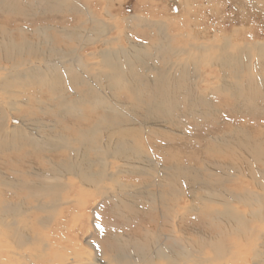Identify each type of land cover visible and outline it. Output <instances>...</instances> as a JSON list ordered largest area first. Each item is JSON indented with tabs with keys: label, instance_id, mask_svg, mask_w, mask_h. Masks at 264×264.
<instances>
[{
	"label": "bare ground",
	"instance_id": "bare-ground-1",
	"mask_svg": "<svg viewBox=\"0 0 264 264\" xmlns=\"http://www.w3.org/2000/svg\"><path fill=\"white\" fill-rule=\"evenodd\" d=\"M44 1L48 2L52 0H41L39 3L44 4ZM54 1L58 2L60 0H53V2ZM98 1L99 0H96V2ZM142 1H146V4H149V6L153 4L151 0ZM163 1L168 4V1L171 0ZM1 3L0 10L4 8L6 13H13L14 15H18L19 18L25 19L34 17L31 13L35 14L36 9L38 12H43L45 9L42 5H40V9L37 8V5L36 7L35 5H29L28 7V5L25 6L24 2L19 1L20 4H23L19 9L15 10L18 7V1L2 0ZM196 3V0H174L171 6L169 4L168 6L163 4L160 10L155 5V10L150 9L149 13L144 15L145 17L143 14L128 17L125 33L122 28L119 29V23L113 22V24L109 25L110 27L108 26L107 28H109L110 33H116V37L114 35L115 38H110V40L108 39L110 37H108V34L104 35L103 29L106 24L104 25L101 22L95 21L96 19L92 21L89 19L91 23L89 24L87 21V24L83 22V25H80L83 20L76 21L75 25L69 28L64 26V23V25L59 27L57 25V28L55 27L53 30L56 35V40L59 41V45L55 50L50 48L48 43H46L47 30L42 28L43 30L39 32V37L43 39L44 49L38 56L34 54L33 47L26 44L27 39L32 36V32L21 19L18 21V25H14V29L13 27H8V23L6 25V23H1L0 21V65H2L0 66V72L3 71V75H1L0 79L8 95V101L5 103L8 106L6 110L10 111L9 108L13 110L12 107H15V103L13 102L14 97L21 94L18 86L24 84L28 86L29 91L34 80L40 81V83L45 85L48 89V91L44 93V98L39 99L37 103L39 106L45 103L53 105L58 97L64 96L66 97L65 105L68 103L77 105V100L70 98L76 96L78 99L83 97V107L87 108L93 105L92 98L95 97L97 98L96 103L100 107L95 125V137L104 138L107 143V146H105L107 149L105 157L99 160L96 159V154L93 151L78 143L75 151L70 153L67 152L70 156L68 159H62L56 162L53 161L50 169H43L37 166L28 167L34 161L31 157L27 158V160L20 165H14L16 159L12 156L8 148L9 143L12 141L20 144H25L26 142L30 144H44L47 146L51 144V146L58 150H64L66 147L60 140L61 136L59 135L57 126L51 128V130H44L46 127H49V124L47 125L48 121L45 119L46 113L43 111L44 108L41 109L43 113L40 115L42 117H39L35 112H31L32 116L28 115L29 117L22 118L24 122L21 121L20 126L13 125L14 128L12 131L9 130V126L0 123V264H50L55 261V252L65 254V249L60 247L59 242L66 243L68 240H72L76 237V231L81 230L80 226H78V216L68 215L76 211L77 203L87 201L92 193V179L97 182L105 178L108 174H111L114 175L113 178L115 182L116 180L120 182L118 179L120 174L117 175V173H119L117 168L123 163V160L129 159L131 156H133L138 167L145 171L147 174L146 177H151L153 174L155 175L158 169L157 172H159V175H162V182L166 186L165 193L167 195L173 196V193L175 196H181L186 192L184 189L185 186L190 195L194 196L197 194L194 193L193 190L197 189L196 192L198 191V188L201 187L202 179L199 174L191 175L189 169H192L193 166H197L198 151H186L183 144L171 146L172 142L169 141L160 142L159 145L155 146L152 144V141L144 143L143 138L146 139L145 133L148 135V131L137 123L132 116L118 113L120 104L119 98H117L116 95L111 94L113 100L107 97L108 94L106 95V92L122 93L125 103H134L135 109L133 113H137L144 117L141 118L142 122H144V119L149 122L151 117L161 114L160 108L166 110L167 101L174 102L168 98L169 95L177 97L178 100L176 101L192 105L190 119H194L197 122L208 121L198 109V104L196 102L193 103L192 97H187L185 99H183V95L180 97L181 93L185 92L194 82L192 78L193 75L190 76L187 70L182 76L179 77L178 75L179 78L177 80L175 79V56L180 54L181 51L178 50L175 53L173 50H170L169 46L164 44L163 39L161 40L157 37V34L152 30L155 29L161 37H164V35L170 31H166L167 33L164 31V24L166 25L169 22L168 20L166 22V11H171V9L174 11L175 8L173 6L177 5L180 9V14L174 17V19H176L175 25L178 26L177 31L175 30L177 33H174V36L176 39L178 37L180 40L186 39L185 42L182 43L184 44L183 50H195L201 53H206L207 50L216 52L222 49L218 48L220 47V43H225L223 49L231 47L232 44L228 41V37L226 36H221L223 39L221 42L218 40L219 37L213 38L212 40L207 38L208 42L206 46H203L204 44L201 43L199 37H207V34L205 30H202L204 33L197 30L202 24L201 21L198 25L194 26V24H197L198 21H196V19L199 17L196 13L198 8L195 6ZM203 3H206L203 6L214 9L218 8L217 5L219 6L220 2L207 0V2L204 1ZM261 3L264 4V0H256L254 5L264 10L260 5ZM3 4L6 5L7 8L3 7ZM140 7L141 6H139V8ZM156 10H159L161 15L155 14L158 20L153 21L152 19L154 18L149 16H151L152 11ZM78 11H81L80 8ZM194 17L197 18L194 19ZM70 18L74 19V17ZM14 19L15 17L13 20ZM160 23L163 26H158ZM122 26L124 27V24ZM8 29H12L13 32H7ZM59 29L62 31H59ZM237 29L245 31L247 36L246 42H248L249 45H251V42L256 41L251 38V31L257 29L255 24L249 25L244 22V28ZM147 31L152 34V40L147 39ZM128 32L130 34H127ZM138 35H143L145 37L142 40L138 38ZM124 36H127L126 41L130 44L129 47H122L119 51L112 49L114 45L118 46L122 42L121 39ZM247 39H249V41ZM102 41V45L107 46V50L102 53L98 64V68L104 74L103 77L92 72L83 62L79 61L81 54L86 53L87 49L90 47L93 48V46ZM217 43L219 44L217 45ZM259 45L264 49V41ZM100 49L103 48L98 47L97 51ZM21 52H25L26 65L28 63L32 67L31 71H29L26 66L24 67L21 65ZM174 53L175 56L173 57ZM168 54L174 59V62L164 65L162 68V64H160L158 60L160 58L164 59ZM94 55V51L89 54V56ZM228 60V57L223 59V61ZM252 85L262 89L261 87L264 86V82L255 80ZM143 93H150L152 100L160 98L162 101L157 106H150L141 101L135 102L132 100V97L136 100L141 99ZM213 95L215 97V93H213ZM195 97H197V94ZM26 106L20 113L27 112L30 109L29 105ZM0 109L2 110L3 108ZM259 110L264 113V107ZM51 111L54 113L53 109H51ZM80 112L81 111L77 107L72 109L73 114H80ZM253 114H255L254 111L248 113L251 117H253ZM233 115L237 117L243 116L235 110H233ZM254 118L257 119L256 116ZM178 124L182 125L181 120L177 122V125ZM252 127L253 129L250 131L252 137L259 141L261 145H264V126H262L261 129L255 128L254 126ZM223 131L224 132L216 138L214 137L213 141L216 148H213V150H206L207 147H205L204 153L211 152V155H222L221 153L224 147L222 137L226 135L227 129ZM168 134L166 138L173 135L178 136L174 131ZM28 136H32V138L29 139ZM171 139L172 137L170 140ZM238 142L239 145L237 149L232 151V155L226 156L222 160H220V158H215V161L211 162L219 165L218 169H221V171H226L228 168V166H226L227 163H237L238 169L234 172L248 181L242 182L241 186L229 188L227 185H223L230 184V180L227 177L223 179L221 175V178L215 175L217 177L215 181L208 179L204 184L202 183L203 186L206 185V187H204L210 192L209 195L216 197L219 204L223 203L222 205H224L222 206L224 208H220L219 210H215L216 208L214 207H206L204 209L205 212H201L203 214L205 213V219L198 221L203 223L211 220V217H213V220L215 218L216 221L214 220L213 222L216 223L214 227L217 230L212 234L215 236L209 237V234L201 235L196 232L187 234L188 238L181 241L172 233L170 239L166 242L164 250H156L155 254L151 256V262H163V264H264V168L258 169L255 166L247 168L246 160L243 159L239 152L240 149L245 150L247 148V142L241 138V134H238ZM96 146L99 149H103V147L98 144H96ZM177 146L184 148V152L182 151L184 155H177L176 153L172 156L171 153L169 156L168 150L177 149ZM211 146H213L212 142ZM150 151L152 155H150ZM34 153H38L35 147ZM200 154H203V152ZM170 159L174 161V165H172V162L169 164ZM184 161L194 164H184ZM89 162L95 163L97 166H92ZM66 163L69 164L66 168H55L56 166H61ZM161 163L164 164L163 169L159 167ZM202 164L205 166L203 162ZM95 168L98 169V174H93ZM202 169H204V167ZM63 170L72 175L74 180H69L66 183H58L60 179L57 172ZM203 173L204 172H202V174ZM211 173H213V171ZM24 176L46 179V183L42 182V186L34 188L37 190L33 193V198L35 202L39 204L35 209L31 203L24 202L27 196H25L22 191H19L15 197H12L10 194L13 186L15 187L18 183H25L21 179V177ZM236 179L238 180V178ZM235 182L236 181H234V183ZM212 186H215V188L212 189ZM54 187H59V190L55 191ZM63 187L65 188L64 193L70 195L72 199H68L63 194ZM22 188L24 189V186ZM251 189H253V192ZM102 190L105 192L108 188L104 187ZM201 190L203 189L199 191ZM206 196L208 198L207 194ZM211 199L212 198H210V201ZM114 201L115 204H118V199H114ZM60 205H65L67 210L61 214L60 220H58L59 223L57 224L60 228L53 231V226H50L49 222L39 219L44 211H55ZM159 205H161L160 210H157V212L161 211V209L166 210L164 202H160ZM131 206L132 205L128 208H131ZM34 213L38 214L35 215ZM184 217L186 219L183 221L182 227L187 229L194 221L188 222L186 215ZM154 218L155 214L153 213V215H151L150 218H146V220H154ZM210 230H213V225ZM129 242V237L123 236L120 239V243L122 244H128ZM153 242V237L146 236L143 237L139 244L141 248L148 253L150 252L149 246L153 247L154 244H157ZM80 253L81 250L77 249L74 259V262H76L75 264H89L86 263L85 257L81 256ZM56 257L59 259L61 255H56ZM129 259L137 262L133 264H148L150 261L147 258V254L131 255ZM94 260L96 262L95 264H104V261L99 258H95ZM119 262L123 264L122 260H119ZM58 264L74 263L67 259L60 261Z\"/></svg>",
	"mask_w": 264,
	"mask_h": 264
},
{
	"label": "rangeland",
	"instance_id": "rangeland-1",
	"mask_svg": "<svg viewBox=\"0 0 264 264\" xmlns=\"http://www.w3.org/2000/svg\"><path fill=\"white\" fill-rule=\"evenodd\" d=\"M16 1H18V3L19 1L24 2L25 6L28 5V7L29 5H35V7L37 5V8L40 9V5H42L45 8L43 12H38L36 9L35 14L31 13L34 17L29 19L19 18L18 15H14L13 13H6L4 8H1L0 10L1 23H6V25L8 23L7 26L11 28L13 27L14 29V27L18 25V21L21 19L32 32V36L27 39L26 44L33 47L36 56H38L44 49L43 39L39 37V32L43 29L47 30L46 43H48L50 48L54 50L59 45V41L56 40V35L53 31L54 28H57V25L59 27L64 24V26L69 28L74 26L76 21L78 22L81 20L83 21L80 25H83V22L87 24V21L90 24L91 21L95 19V21L101 22L104 25L106 24L103 31L104 35L108 34V37L110 36L108 38L110 40V38L113 39L116 37V33H110L109 28H107L109 25H112L113 22L119 23V29L122 28L125 33V26L126 22H128V17H134L137 14H143L144 16L149 13L150 9L155 10V5L160 10L162 5L166 4L163 0H151L153 1L151 6L146 4V1L142 0H99L98 2H96V0H60L58 2H53L52 0L48 2L44 1V4L39 3L41 0ZM196 1L197 3L195 6L198 8L196 7L197 12H195L199 17H194V19L197 18L196 21H198L194 26L198 25L200 21L202 22L197 30L201 33H204L203 31L205 30V33L207 34V37H199L201 43L204 44L203 46H206L208 39L212 40L213 38L219 37L218 40L221 42L223 41L221 36H226L228 37V41L232 44L231 47L223 49L225 43H220V47L218 48L222 49L216 52L207 50L206 53H201L195 50H183L182 48L184 47V44L182 43H184L186 39L180 40L179 37L176 39L174 36V33H177L176 31L178 29V26L175 25L176 19H174V17L179 16L180 14V9L177 5L173 6L175 8L174 11L173 9H171V11H166V22L167 20L169 22L166 25L164 24V31H171L168 33L166 32L167 34L164 35L166 38L161 37L155 29L152 30L157 34V37L161 40L163 39L164 44H167L170 50H173L175 53L178 50L181 51L177 56H175V53L173 55L176 60L175 79L177 80L187 70L190 76L193 75L192 78L194 79V82L185 90V92L181 93L180 97L182 95L183 99L192 97L193 103L196 102L198 104V109L208 121L197 122L194 119H190L192 105L176 101L178 100L177 97L169 95L168 98L174 102L167 101L166 110L160 108L161 114L151 117L149 122L145 119L144 122H142L141 118L144 117L137 113H133V110L135 109L134 103H125L122 93L106 92V95L108 94L107 97L109 98H111V94L116 95L117 98H119L120 104V110L118 113L132 116L137 123L142 125L144 129L148 131V135L145 133L146 139L143 138L144 143L152 141V144L155 146L159 145L160 142L169 141L172 142L171 146L183 144L186 151H198V160L196 163L198 167L193 166L192 169H189V173L191 175L199 174L202 179L201 187L198 188L197 192V189L193 190L194 193H197L194 196L187 192L186 186L184 187L186 192L181 196H175L173 193V196L167 195L165 193L166 186L162 182V175H159L157 168L155 175L153 174L151 177H146L147 174L144 170L138 167L133 156L127 160H123V163L117 168L119 173L116 172L117 175H121H119V177L117 176L120 182L118 180L115 182V179L113 178L114 175L111 174H108L105 178L98 180L97 182L92 179L93 187L89 198L85 202L77 203L76 211L68 215L78 216V226H80L81 230H77L76 237L72 240H68L66 243H60L58 241L60 247L64 248L66 253L62 254L60 252H55V261L50 264H58L60 261L67 259L75 264L76 262H74V259L77 249L81 250L80 255L84 256L86 263L89 264H95V258L103 260L104 264H120L119 260H122L123 264H133L137 262L130 260L129 258L131 255L136 256L137 254H147V258L150 260L148 264H163V262H151V256L155 254L156 250H164L166 242L170 239L172 233H174L178 240L181 241L188 238L187 234H193L196 232L201 235L209 234V237L215 236L212 235L215 230H217L214 227L216 226V223L213 222L214 220L216 221L215 218L213 220V217H211V220L203 223L198 222L199 220L205 219V213L203 214L201 212H205L204 209L206 207H214L216 208L215 210L224 208L222 207L224 206L222 205L223 203L219 204L216 197L209 195L210 192L206 190V185H204L205 187L203 186L206 180L211 179L215 181L217 177L221 178L220 175L223 179L227 177L230 180V184L223 185H227L229 188L241 186L242 182L248 181L234 172L238 169L237 163H227L226 166H228V168L226 171H221V169H218L219 165L211 162L215 161V158H220V160H222L224 157L232 155V151L237 149L239 145L238 134H241V138L247 142V148L245 150L240 149L239 151L243 159L246 160V167L250 168L255 166L258 169L264 168V145H261L259 141L255 140L250 133L253 129L252 126L258 129H261L262 126H264V113L259 110L264 107V86L260 89L258 86L252 85L255 80L264 82V49L259 45L264 41V10L254 5L256 0H215V2L219 1L220 3L219 6L216 4L218 8L214 9L203 6L206 4L203 2H207V0ZM1 2L2 0H0V4H2ZM173 2L174 0L168 1V4L171 6ZM22 4L23 3H19L15 10L19 9ZM102 4L106 6L104 7ZM168 4H166V6H168ZM260 5L264 9V4L261 3ZM99 6L102 7L100 8ZM139 6L141 7L139 8ZM3 7L7 8L4 4ZM79 8L81 11H78ZM159 10L152 11L151 16H149L154 18L152 19L153 21L158 20L155 14L161 15ZM14 17L15 19L13 20ZM70 17H74V19H71ZM89 19L91 21H89ZM244 22L249 25L255 24L257 27V29L251 31V38L256 40L251 42V45L246 42L247 36L245 31L237 29L244 28ZM123 24L124 27L122 26ZM158 26L163 25L160 23ZM59 31L62 30L59 29ZM7 32L11 33L13 30L8 29ZM146 33H148L146 36L147 39L152 40V34L149 31ZM127 34L130 33L128 32ZM126 37L127 36L122 37V42L118 46L114 45L112 49L119 51L122 47L128 48L130 44L126 41ZM144 37L145 36L143 35H138V38L142 40ZM247 40L249 41V39ZM102 43L103 41L97 43L93 48L90 47L87 49L86 53L80 55L79 61L83 62L89 70H92V72L103 77L104 74L98 68V64L102 53L107 50V46L102 45ZM218 44L219 43H217V45ZM98 47H102L103 49L97 51ZM93 51L95 52V55L89 56ZM20 54L21 65L24 67L26 66V68L31 71L32 67L28 63L26 65L25 52H21ZM227 57L229 60L223 61V59ZM158 62L162 64L161 67L163 68L164 65L172 64L174 59L168 54L164 59L160 58ZM1 75H3V71L0 72V77ZM18 89L21 91V94L14 97L13 102L15 103V107H12L13 110L10 108V111L6 110L8 106L5 103L8 101V95L6 94L0 79V108H3L2 110L0 109V123L9 126V130L12 131L14 128L13 125L20 126L21 121L24 122L22 118L29 117L28 115L32 116L31 112H35L39 117H42L40 115L43 113L41 109L44 108L43 111L46 113L45 119L48 121L47 125L49 124V127H46L44 130H51V128L57 126V130L61 136L60 140L64 143L66 149L58 150L51 146V144H49V146L35 143L30 144L29 142L20 144L12 141L9 143L8 148L12 156L16 159L14 165H20L24 163L27 158L31 157L34 161L28 167L37 166L43 169H50L53 161L56 162L62 159H68L70 157L68 153L75 151L78 143L93 151L96 154V159L99 160L105 157L107 150L105 148V146H107L106 139L95 137V125L100 110V107L96 103L97 98L93 97V105L87 108L83 107V97L78 99L76 96L70 98L77 100V105H74L73 103L65 105L66 97L64 96L58 97L53 105L45 103L39 106L37 104L39 99L44 98V93L48 91L45 85L38 80H34L29 91L28 86L24 84L18 86ZM81 91L85 92L84 90ZM213 93H215V97ZM196 94L197 97H195ZM132 100L135 102L141 101L150 106H157L162 101L160 98L152 100L150 93H143V97L139 100L132 97ZM26 105H29L30 109L27 112L20 113ZM74 107H77L81 111L80 114L72 113ZM51 109H53L54 113H52ZM233 110L243 116L237 117L236 115H233ZM250 111L255 112L253 117L248 115ZM255 116L257 119L254 118ZM179 120H181L182 125H177ZM226 129V135L222 137L224 144L221 153L222 155H211V152L204 153L205 147H207L206 150H213V148H216L213 141L214 137L216 138ZM173 131L179 137L173 135L171 136V140V137L166 138V135ZM28 137L29 139L32 138V136ZM211 142L213 146H211ZM96 144L102 146L103 149H99ZM34 147L38 153H34ZM182 151L184 152V148L177 146V149L168 150V155L170 156L171 153L172 156L176 153L177 155H184ZM202 152L203 154H200ZM150 155H152V152ZM171 162L172 165H174V161L170 159L169 164ZM202 162L205 166H203ZM89 163H91L92 166H97L95 163ZM187 163L188 162L184 161V164ZM68 166L69 164L66 163L61 166H56L55 168H66ZM159 167L160 169H163L164 164L161 163ZM203 167L206 172L202 169ZM212 171L213 173H211ZM202 172H204V175ZM57 173L59 174L60 179L58 183H66L69 180H74L72 175L65 170ZM98 173V169L95 168L93 174ZM236 178H238V180ZM21 179L25 183H18L15 187L13 186L10 194L12 197H15L19 191H22L25 196H27L24 202L31 203L35 209L39 204L36 203L33 198V193L37 190L34 188L42 186V182H45L46 179H38L36 177L31 178L28 176L21 177ZM234 181L236 182L234 183ZM23 186L24 189L22 188ZM104 187L108 188L105 192L102 190ZM214 188L215 186H212V189ZM200 189L203 190L199 191ZM54 190L58 191L59 187H54ZM251 191L253 192V189H251ZM64 192L65 188L63 187V194L68 199H72L70 195H67ZM206 194L208 195V198ZM210 198H212L211 201ZM114 199H118V204H115ZM159 201L165 203L166 210L161 209V211L157 212V210H160L161 206L159 205ZM130 205H132L131 208H128ZM233 205L236 206L235 204ZM66 210L65 205H60L55 211L46 210L42 213L39 220L49 222L50 226H53V231L57 230V228H60L57 224L59 223L58 220H60L61 214L66 212ZM153 213L155 214L154 220H146V218H150ZM34 214L37 215L38 213ZM185 215L188 222L194 221L187 229L182 227V223L186 219L184 217ZM212 225L213 230H210ZM123 236H126L127 238L129 237L130 242L128 244L120 243V239ZM146 236L153 237L154 242L157 243L154 244L153 247L149 246L150 252L148 253H146L139 244L143 237ZM56 255H61V258L58 259Z\"/></svg>",
	"mask_w": 264,
	"mask_h": 264
}]
</instances>
